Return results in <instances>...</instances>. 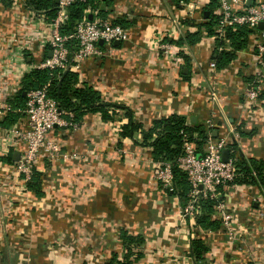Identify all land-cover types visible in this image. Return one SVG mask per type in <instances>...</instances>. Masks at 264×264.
<instances>
[{"label":"crops","instance_id":"1","mask_svg":"<svg viewBox=\"0 0 264 264\" xmlns=\"http://www.w3.org/2000/svg\"><path fill=\"white\" fill-rule=\"evenodd\" d=\"M111 1L106 18L130 21L128 38L113 43L110 52L83 60L76 70L78 84L88 83L104 100L130 108L146 126L178 113L210 127L214 142L225 139L229 157L235 147V158L244 164L249 158L264 160V70L254 55L258 31L228 64L211 69L220 36L208 35L201 25L209 0ZM197 31L200 39L188 44L186 36ZM46 36L44 26L29 22L27 9L14 0L0 1V107L9 105L29 65L48 55ZM161 44L171 47L164 50ZM225 46L230 49L228 41ZM250 83L262 86L252 102L244 95ZM73 121L77 128L57 126L51 134L77 154L68 161H39L41 195L12 173L13 156L0 163V264H106L113 252L119 259L124 254L122 231L144 238L135 264H195L192 238L209 246L201 264H264L260 182L234 184L220 194L217 207L241 223L230 241L217 235L218 229L196 224V216L180 213L182 199L155 179L156 161L151 147L141 144V134L135 140L119 135L126 121L122 111L112 120L89 112ZM4 132L0 123V150L13 155L17 151L7 145ZM215 212L218 220L220 212Z\"/></svg>","mask_w":264,"mask_h":264},{"label":"built area","instance_id":"2","mask_svg":"<svg viewBox=\"0 0 264 264\" xmlns=\"http://www.w3.org/2000/svg\"><path fill=\"white\" fill-rule=\"evenodd\" d=\"M74 1L56 0L57 14L53 19L47 21L43 16H37L35 11L25 4L26 0H14L18 7L27 9L29 22L37 21L40 26L47 29L44 43L49 47L51 55H47V57L40 55L29 65L27 71L33 68L56 70L59 78L60 73L64 70L76 71L83 60L100 56L103 53L102 50L110 52L115 41H123L128 38V31L125 28L112 24L111 19L101 18L97 14V10L90 9H86L85 14H93L92 19L85 16L76 23L71 32L62 34L60 28L65 23L68 9ZM216 13L219 16L216 26L218 36H222L226 28L235 29L237 25L258 28V24L262 23V29L258 30L254 55L256 62L264 70V0H253L252 3L249 0H219ZM170 47L168 44L160 45V48L164 50H168ZM21 59L19 58V60ZM209 66L211 69H215V61H210ZM9 67L13 69L12 63H9ZM22 77L23 75L18 77V86L20 87L11 96L21 88ZM49 86V83H45L41 87L28 90L24 108L16 110L23 113V117H20L10 127H5L4 133L8 137L7 145L19 153L18 159L11 162L12 173L22 177V181L25 183L30 179L37 162L44 159L50 162L59 159L68 161L74 159L73 156L77 154L75 151L72 153V151L63 149L51 134L57 126H71L75 129L77 123L73 121V113L61 109L58 101L49 95ZM261 90L260 84L250 83L245 87L244 95L248 101L252 102L258 99ZM213 94L215 93L213 92ZM8 110H10L9 105H2L0 116ZM66 116L67 118H65ZM226 144L225 139L214 142L209 130L203 151L198 157L195 143L184 140L183 153L176 161L185 172L189 184L188 200L180 207V213L183 216H196L200 212L197 206L199 198L201 196L217 197L216 187L218 185L225 183V187L232 186L228 183L237 176L235 157H229L227 161L221 159V150L226 147ZM9 150L7 149L4 153L0 150V163L3 162V157L9 154ZM154 176L164 191L168 193L176 191L172 163L169 161L154 162ZM217 211L220 212V228L217 230V235L233 241L241 223L234 220L235 215L223 208L222 205L217 207ZM260 214L262 215V213ZM214 240L217 241V237Z\"/></svg>","mask_w":264,"mask_h":264},{"label":"trees","instance_id":"3","mask_svg":"<svg viewBox=\"0 0 264 264\" xmlns=\"http://www.w3.org/2000/svg\"><path fill=\"white\" fill-rule=\"evenodd\" d=\"M0 1L10 4L11 0ZM101 3L104 5L101 6ZM25 4L34 10L37 16H43L47 21L53 19L57 14L56 0H26ZM111 4V0H75L68 9V17L61 26L60 32L62 34L69 33L79 20L85 16L88 18V15L85 14L86 9L97 10V14L101 18H106L108 14L107 8ZM218 6L219 0H209L204 5V11L208 15L206 21L201 25L206 28L208 35L218 36L216 31V26L219 22V16L216 13ZM111 21L112 24L120 25L123 28H128L131 25L130 21L122 17L112 19ZM258 30V28H251L247 25H237L235 29L226 28L224 34L216 38L217 49L214 50L212 55L215 64L219 68L228 64L234 58L237 50L247 47L250 35ZM199 39L200 33L197 31L189 33L185 41L188 44H194ZM225 41H228L230 49H226ZM177 43L182 44L183 40ZM218 47L220 48L218 49ZM42 57H47V54L44 53ZM45 83H49L48 93L58 101L59 107L73 113V120H77L84 113L89 112H99L103 120H112L118 111H122L126 121L121 124L119 135L135 140V135L140 133L141 144L151 147L154 161H169L172 163L176 191L170 194L180 196L183 202L182 205L186 203L188 200L189 184L185 172L178 166L176 161L183 153L185 139L195 143L198 154H201L210 127L198 122L191 123L186 117L178 113H171L156 118L152 121L151 125L146 126L135 119L133 111L130 108L104 100L100 93L88 83L78 84L77 71L67 70L65 73L61 72L58 78L56 70L38 68L29 70L21 78V88L7 100L10 110L0 120L1 125L9 127L13 123H16L20 117L22 118L23 113L16 110L24 108L26 92L30 89L41 87ZM230 150L231 156L235 157V147ZM3 158L5 161L11 162L12 153ZM39 165L40 163L37 162L30 179L25 183L27 189L38 196L42 194L40 173L38 171ZM235 167L237 176L228 185L258 181L264 186V160L249 158L248 164H244L241 160L235 158ZM224 187L225 183L216 187V191L218 192L217 197L201 196L199 198L197 206L200 212L196 214V224L211 230L220 228V220L216 219L215 211L217 210V205L221 202L219 196L222 194ZM120 239L125 250L122 258L119 259L118 253L113 252L112 257L106 264H135L142 256L141 245L144 243V238L141 235H132L126 231H122ZM208 251L209 246L202 238L191 239L190 255L195 260V264L203 263Z\"/></svg>","mask_w":264,"mask_h":264},{"label":"water","instance_id":"4","mask_svg":"<svg viewBox=\"0 0 264 264\" xmlns=\"http://www.w3.org/2000/svg\"><path fill=\"white\" fill-rule=\"evenodd\" d=\"M88 18L89 19H92V14H89L88 15ZM262 27H263V25H262V23L260 22L259 24H258V29H262ZM118 41H115L114 43H117ZM99 43H101V41H99ZM51 55V51H49V53H48V56H50ZM67 70H64L63 71V73H65ZM184 72H186V69H184ZM191 121L192 122H195V118L194 117H192L191 118ZM13 158L14 159H18V156H19V153L18 152H14L13 153ZM198 157H200V154H198ZM228 157H229V150H228V148H223L222 150H221V159L223 160V161H227L228 160Z\"/></svg>","mask_w":264,"mask_h":264},{"label":"rangeland","instance_id":"5","mask_svg":"<svg viewBox=\"0 0 264 264\" xmlns=\"http://www.w3.org/2000/svg\"><path fill=\"white\" fill-rule=\"evenodd\" d=\"M187 199H188V197H187Z\"/></svg>","mask_w":264,"mask_h":264}]
</instances>
